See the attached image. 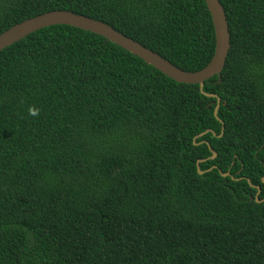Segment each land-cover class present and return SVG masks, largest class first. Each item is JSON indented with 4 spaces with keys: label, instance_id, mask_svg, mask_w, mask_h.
<instances>
[{
    "label": "trees",
    "instance_id": "obj_1",
    "mask_svg": "<svg viewBox=\"0 0 264 264\" xmlns=\"http://www.w3.org/2000/svg\"><path fill=\"white\" fill-rule=\"evenodd\" d=\"M220 2L231 45L203 89L223 131L198 83L92 31L0 50V264H264V0ZM55 9L185 70L215 51L205 0H0V33Z\"/></svg>",
    "mask_w": 264,
    "mask_h": 264
},
{
    "label": "water",
    "instance_id": "obj_2",
    "mask_svg": "<svg viewBox=\"0 0 264 264\" xmlns=\"http://www.w3.org/2000/svg\"><path fill=\"white\" fill-rule=\"evenodd\" d=\"M205 1L211 13L215 29V51L211 60L204 67L195 71L180 68L167 58L163 57L158 52L148 48L147 46L141 44L135 39L118 31L113 26L109 25L104 21L66 9L49 10L13 24L12 26L0 33V50L18 41L19 39L25 37L26 35L35 30L53 24H68L92 31L103 36L106 40H110L116 43L117 45L123 47L132 54L139 56L145 62L154 66L155 68H157L158 70L178 82L198 83L200 91L202 93L207 96L216 97L217 103L214 108V115L217 117V119L221 121L223 131V120H221L217 115L218 108L220 105V96L216 93L205 92L203 86L204 81L214 75H217L219 77L218 81H220L221 71L223 70V67L225 65L231 45V35L229 31V24L226 18V13L220 0ZM208 130L210 129L201 132L195 137L203 135ZM207 144L212 151V155L210 157H215L216 152L211 148L210 143ZM203 160L204 159H199L196 162L197 170L199 173L204 172V170L200 169V162ZM213 167H215V165ZM213 167L208 168V170L212 169ZM219 172L222 174V176L230 175L229 170L223 172L219 169ZM231 177L234 178L233 176ZM262 180L264 181V177L262 178ZM249 184L252 185L250 181ZM257 188L259 192V187L257 186ZM258 192L256 193V200Z\"/></svg>",
    "mask_w": 264,
    "mask_h": 264
}]
</instances>
